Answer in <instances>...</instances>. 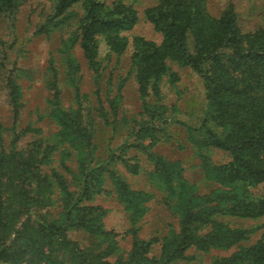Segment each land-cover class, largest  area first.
<instances>
[{
    "label": "rangeland",
    "instance_id": "374dc122",
    "mask_svg": "<svg viewBox=\"0 0 264 264\" xmlns=\"http://www.w3.org/2000/svg\"><path fill=\"white\" fill-rule=\"evenodd\" d=\"M83 1L74 3L69 8V17L57 26L48 21L54 11V0H26L12 17L0 16V39L5 54L0 76L16 77L23 103L16 126L10 107L0 105V146L7 151L22 152L39 142L42 150L50 148L48 159L40 165V173L51 184V191L46 192L51 199L47 208L49 218L54 219L64 203L61 185L67 184L74 192L79 190L86 157L85 151L60 140L61 127L54 110L81 109L92 119L93 132L89 146L91 159L85 164L99 166L92 196L81 203L90 209L81 216L88 219L104 211L101 219L94 218L92 224H100L104 231L114 235L115 251L108 257L110 261L120 255L128 256L135 228L138 239L151 241L148 255L158 257L163 245L169 248L173 236L180 231L181 213L170 207L172 190L188 189L206 200L212 199L208 204L215 203L214 196L209 195L228 187L216 178L214 167L228 163L233 156L226 149L203 143L206 126L219 133L224 128L212 119L202 126L206 90L202 77L190 66L166 57L164 72L156 82L150 80L145 97L140 94L134 38L162 44L163 33L147 15L159 0H100L107 5L123 2L135 10L137 19L132 28L120 30L116 47L108 44L104 35H97L99 78L90 67L80 40L70 49L69 42L65 47V39L74 37L84 13ZM230 3L234 5L240 31L264 28V0H204L207 12L215 17ZM192 37L188 33L186 38L193 50ZM55 74L59 105L53 95L56 91L51 87ZM156 155L175 162L181 168V177L175 178L177 171L168 163L166 171L160 172ZM114 175L127 184L130 192H141L146 199L145 210L137 222L132 221V207L120 196ZM251 192L254 197L264 195V182L252 187ZM211 218L227 228L253 231L248 238L225 248L204 250L192 245L183 257L167 264H214L216 258H225L240 247L255 243L264 232V213L258 217L216 213ZM211 228L212 224L207 223L199 233H207ZM68 236L81 247L92 246V242L101 238L85 228L70 229Z\"/></svg>",
    "mask_w": 264,
    "mask_h": 264
},
{
    "label": "trees",
    "instance_id": "16d2710c",
    "mask_svg": "<svg viewBox=\"0 0 264 264\" xmlns=\"http://www.w3.org/2000/svg\"><path fill=\"white\" fill-rule=\"evenodd\" d=\"M25 1L0 0V16L12 17ZM54 1L48 21L57 26L69 17V8L78 0ZM83 6L75 35L65 39V47L70 43V49L80 40L90 67L99 78L97 35H104L108 44L116 47L120 30L132 28L137 16L135 10L120 1L107 5L100 0H84ZM147 15L164 39L161 45H155L144 38H134L140 94L145 97L150 80L156 82L164 72L166 57L190 66L202 77L207 98L202 126L212 119L224 128L219 133L206 126L203 143L231 152V161L214 167L216 178L228 188L209 195L214 196L213 204H208L212 199L206 200L205 196L175 188L170 207L180 212L181 218L180 231L173 236L171 246L164 244L158 257L149 256L151 241L138 239L135 228L128 256L120 255L112 262L108 257L115 251L114 235L104 231L100 224H92L94 218L101 219L104 211L88 219L81 216L88 212V207L81 203L92 196L99 167L85 164L92 154V119L81 109L65 111L56 107L60 140L86 153L79 190L71 191L67 184H62V211L58 217L49 218L47 206L51 199L46 192L51 191V184L40 173V165L48 159L50 148L42 150L39 142L22 152L0 146V264H167L183 257L192 245L204 250L225 248L248 238L253 231L224 227L211 218L213 214L258 217L264 213V195L254 197L251 192L252 187L264 182V28L240 31L232 3L215 17L207 12L204 0H159ZM188 33L193 36V50L188 45ZM67 57L71 65L70 51ZM4 58L0 39V67ZM56 78L57 74L51 87L59 105ZM0 105L10 107L16 126L23 103L21 87L12 74L0 76ZM154 159L160 172L166 171L168 163L177 171L175 178L181 177V168L175 162L158 155ZM113 177L120 196L132 207V221L137 222L145 210L146 199L141 192H130L117 175ZM23 217L24 222L19 224ZM207 223L212 224L211 230L200 234ZM76 228H85L101 238L92 246L81 247L68 236V231ZM214 264H264V232L255 243L240 247L225 258H216Z\"/></svg>",
    "mask_w": 264,
    "mask_h": 264
}]
</instances>
